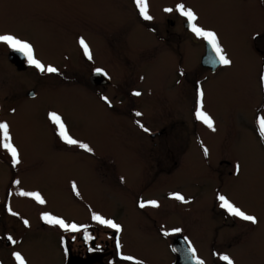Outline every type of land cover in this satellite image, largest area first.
Wrapping results in <instances>:
<instances>
[{"label": "rangeland", "instance_id": "1", "mask_svg": "<svg viewBox=\"0 0 264 264\" xmlns=\"http://www.w3.org/2000/svg\"><path fill=\"white\" fill-rule=\"evenodd\" d=\"M147 3L155 21L163 17L165 9L181 3L192 9L198 26L217 34L232 64L220 65L214 72L202 69L204 40L199 37L196 41L195 36L189 34L181 62L189 72V84L187 94L181 93L173 79V73L179 68L177 56L160 52L151 57L129 58L122 56L116 44L110 43V40L125 42L133 33L136 39L146 41L134 45L133 49L148 48L154 42L151 34L143 29L133 32L135 27L124 19L134 18L127 0H0V32L29 40L46 61L60 67L76 65V84L62 81L55 90L40 89L37 99L26 100L24 104L41 103L54 107L67 129L74 132L72 138L91 149L85 151L75 144L67 165L59 162L53 169V181L47 182L45 178L17 181L8 185L7 194L5 182L0 180V197H10L13 211H22L29 217L32 209L50 210L56 216L64 214L84 222L90 214L101 213L109 219L114 218L126 230L130 228L132 233V228L141 220L135 204L137 200L139 203L154 200L158 207H164L174 200L171 194L179 193L190 200L187 209L198 208L204 220L211 223L213 199L223 195L257 218L258 223L252 225L243 245L249 249L245 264H264V141L257 126V119L264 117V85L260 79L264 61L257 56L250 38L263 27L262 12L236 0H147ZM89 26L93 33L98 32V37L104 38L102 35L106 32V39L113 45L109 47L110 53H107L108 49L103 53L101 41L96 40L94 44L93 36L87 34ZM79 29L82 35H79ZM80 38L88 45L89 52L91 41L93 46L97 45L96 52L90 53L91 62L109 68L114 80H125L124 97L135 102L134 114L141 113L135 117L151 128H160L166 117L172 119L173 124L177 123L172 128L174 136L188 130L189 146L185 153L174 152L172 158V154L164 155L163 149L154 150L152 155L143 153L150 152L152 140L147 137L148 141H145L131 118L118 116L88 87V58L79 44ZM158 43L163 42L158 40ZM0 66L5 73L12 68L6 57H0ZM130 67L137 73L134 79V74L131 78L126 74ZM30 76L13 73L10 86L15 91L16 82L22 83L27 78L30 83ZM198 91L204 93L203 111L212 118L214 131L196 119ZM107 92L117 94V88L109 87ZM135 92L140 95H133ZM111 94L109 102L114 103ZM0 97L8 98V75L4 73H0ZM36 115L41 118L46 112ZM181 118H185L183 125ZM12 120V131L38 130L33 108L23 118L13 115ZM175 130L178 131L175 133ZM219 159L228 160L230 165H217ZM237 165L240 166L238 172ZM231 166L234 171L228 174ZM216 174H220V178ZM12 175L16 179L23 177L19 170ZM68 183L75 184V191ZM20 192L39 193L45 203L21 196ZM174 202L177 209L182 208L180 200ZM127 248L131 253L148 251L139 245H127ZM221 250L234 256L227 247ZM28 256L47 259L55 253L45 239L43 243L29 245ZM237 263L243 264L238 258Z\"/></svg>", "mask_w": 264, "mask_h": 264}, {"label": "flooded vegetation", "instance_id": "2", "mask_svg": "<svg viewBox=\"0 0 264 264\" xmlns=\"http://www.w3.org/2000/svg\"><path fill=\"white\" fill-rule=\"evenodd\" d=\"M133 10L134 18H124L129 20L128 24L135 30L143 29L154 39L148 48H135L132 47L136 44H145L146 41L138 40L131 35L127 41H115L110 40V43L116 44V48L121 49L122 56L129 58H135L139 55H152L160 52H167L174 54L178 57L179 68L173 73L174 85L179 91L187 94V84H189V72L184 69L181 65L182 53L184 52V46L188 41V36L191 34L195 36V40L198 41L197 37L193 32L190 31L188 23L185 17L181 16L176 7L172 8L173 11L164 13L163 17L145 20L143 19L133 0H127ZM237 2L247 5L255 6L257 10L262 12L264 19V0H236ZM187 8V7H186ZM148 14L150 15L149 11ZM121 19V22L124 21ZM133 22H132V21ZM197 23V22H196ZM122 25V23H121ZM108 26V25H107ZM80 30V29H79ZM107 31V30H106ZM91 32V33H90ZM10 34L8 32H0V35ZM88 36H93L94 44L96 40L101 41L103 44V53L108 49L107 53L111 50L109 47H113L106 39V32L102 35L104 38L98 37V32L91 30L89 26ZM259 34V35H257ZM11 35V34H10ZM79 35H82L80 30ZM253 47L257 56L262 57L264 61V24L261 30L254 32L252 37ZM90 39H88L89 41ZM158 40L163 42L158 43ZM25 41L32 45L33 54L45 66H52L57 69V72H41L34 66L29 65L27 59L23 54L14 51L8 47L7 44L0 42V57H6L8 63L12 67L10 72H4L0 66V73L8 75V98L0 97V122H6L9 125V133L12 138V143L18 150L19 163L13 166L11 156L4 148L0 147V180L4 181V189L7 194L9 193L8 185H13L17 181L26 182L33 179L42 180L46 179L47 182L54 180L53 169L59 164L65 166L66 162L72 158L75 151V144H67L58 135L56 125L49 119V113H56L61 117L62 122L68 134L72 137V131H70L62 119L60 112L56 109L51 108L49 104H24L26 100H35L39 97L40 89L55 90L61 86L62 81L66 83L76 84V65L72 63L66 67H60L57 63L52 61H46L38 55L34 45L27 39ZM87 41L88 44H90ZM91 41V45L94 44ZM260 44V47L258 46ZM204 44V53L206 49V42ZM258 44V45H257ZM153 45V46H152ZM91 46V51L96 52V46ZM114 51V50H113ZM120 53V52H119ZM203 53V54H204ZM81 57V56H80ZM87 66L89 71L87 73L89 86L100 101L107 104L113 112L118 116H127L131 118L133 126L143 136L145 141L147 137L152 140L153 147L149 148L150 152L144 151L145 154H153L154 150H164V155L172 154L177 152L183 154L188 149V130H183L182 133L173 134L172 128L177 124H173V120H164V124L160 128H151L148 124L139 118L135 117L133 111L136 108L135 102L131 101V98L124 97L122 91L125 85L124 81L114 80L115 76L113 72L107 67H103L98 63L91 62L88 56ZM89 60V61H88ZM220 66V65H219ZM218 66V67H219ZM216 67L215 70L218 68ZM100 69L102 72L101 77L103 78L102 83H94L92 76L96 73V70ZM131 69V67H130ZM202 69L211 70L210 67L202 65ZM138 71V70H137ZM28 73L31 82H28V77L22 82L17 83V89L14 91L10 86L11 77L13 73ZM134 70H129L128 75L131 78V74H134L133 79L137 76ZM192 75L194 72H191ZM123 75V74H122ZM107 78V79H106ZM194 80V76L192 78ZM193 83V82H192ZM31 84V86H29ZM7 85V84H6ZM88 85V84H87ZM116 87V93H108L107 88ZM101 91V92H100ZM110 91V89H109ZM118 93L120 96L117 97ZM114 103H106L102 97H107ZM20 107V108H19ZM19 108V109H18ZM34 109L35 120L34 124L38 127V130L28 131H12L11 125L13 124V115L23 116L31 109ZM170 109V108H169ZM127 110V111H126ZM170 111H174L170 109ZM37 112H46L45 116L41 118L37 117ZM187 112V111H186ZM159 118H161L159 116ZM187 118V114L185 115ZM185 118H181V125L185 124ZM143 124L144 127L149 129L145 132L138 124ZM178 121V120H176ZM178 130H175V133ZM157 139L158 141H154ZM174 139V140H173ZM22 140L23 142H19ZM159 143V147H156ZM144 149V147H137ZM142 153V152H140ZM169 157V158H170ZM158 158V156H157ZM168 158V159H169ZM161 163V161H159ZM229 164L228 160H221L217 162V165ZM159 164V163H158ZM177 164V161H174ZM230 165V164H229ZM213 169V167H212ZM19 170L23 177L16 179L12 174ZM234 171L231 166V170L227 173L231 174ZM217 175V174H216ZM220 174L217 177L220 178ZM8 181V183H7ZM71 183H68V187L71 188ZM1 188V185H0ZM186 202H182V208H176V202L174 200L168 201L169 205L164 207H151L146 206L145 208L139 207V200H137L136 207L139 208L141 213V220L137 225L134 226L133 232L131 233L130 228L126 230L119 224L114 218H110L113 222L121 226V231L117 233L114 229L107 227L94 220L93 214L86 219L84 222H80L73 217H67L66 215H57L53 211H39L32 209L30 211L31 217L22 211H13L11 208L10 197H0V264H17L13 253H20L25 260V264H175L176 260L181 252L182 264H196V260L199 259L204 264H223L226 263L219 259L220 255H227L233 261L237 263V258L241 260L243 264L249 258L247 255L249 249L243 247L244 242L248 233L252 228V223L241 220L238 217H233L228 212L220 207V203L217 197H214L212 203V209L210 211L211 223H207L204 220L202 212L198 209H187L188 197H184ZM228 199V198H227ZM230 201V199H228ZM231 202V201H230ZM238 207V206H237ZM240 208V207H239ZM11 209V211H9ZM136 212V211H134ZM12 213H15L13 215ZM44 214H49L56 218L62 219L66 224H75L81 230L79 232L65 231L59 225L49 224L42 219ZM105 219H109L103 214H98ZM176 216V217H173ZM33 218V219H32ZM18 219H21L18 221ZM28 221L25 225L24 221ZM207 225V227H206ZM179 229L180 231H175ZM94 237L93 241L85 242L84 232ZM11 236L14 243L9 241L7 237ZM119 238L121 247L118 250L116 247V240ZM47 240L54 249L55 256L51 258L34 257L30 258L29 245L43 243ZM96 245L100 246L98 251H89L90 248H95ZM127 245H139L146 248L148 251L133 252L131 253ZM191 245L195 249L196 255L192 256V253L188 251V246ZM21 246V247H20ZM228 248L233 251L234 256L228 254L221 248ZM56 249V250H55ZM122 256H132L133 261L123 260Z\"/></svg>", "mask_w": 264, "mask_h": 264}, {"label": "snow or ice", "instance_id": "3", "mask_svg": "<svg viewBox=\"0 0 264 264\" xmlns=\"http://www.w3.org/2000/svg\"><path fill=\"white\" fill-rule=\"evenodd\" d=\"M133 2L135 4L140 16L143 19H145V20H151L152 19V17L148 14L147 0H133ZM165 11L171 12L173 10L172 9H165ZM176 11H178L181 16L186 18L190 31L193 32L197 37L202 38L207 43V45L210 47L211 51L214 53V63L219 64V65H223V66H229L232 64L231 59L227 56L225 50L221 46V44L218 40L217 34L214 31L206 30V29L198 26V24L196 23L197 16L192 9L186 8L185 5L181 3V4L177 5ZM257 35H259V34H257ZM0 42L7 44L10 49L23 54V56L27 59L28 64L34 66L39 71L49 72V73L57 72V69L55 67L45 66L38 59L35 58V56L33 54V47L31 44H29L25 41H22L19 38H16L10 34L0 35ZM79 44H80L81 48L83 49L85 55L88 56L89 59H91V55L89 52L88 45L83 40V38L79 39ZM96 71L99 73L101 70L97 69ZM260 79H261L262 85H264V73L261 74ZM133 95L138 96V95H140V93L135 92V93H133ZM203 96H204V93L202 91H198V100H197V106H196V110H195V116H196L197 120L202 121L205 125H207L208 128H210L214 131L215 130L214 129V122H213L212 118L205 111H203ZM102 99L106 103L110 104L107 97H102ZM135 115L140 116L141 113L137 112ZM49 119L56 125L57 130H58V135L67 144H79V147H81L85 151H91V149L89 148V146L87 144L78 142L77 140L73 139L68 134V132L65 128V125L62 122L61 117L58 114L49 113ZM137 124L145 132L149 131V129L144 127L143 124H140L139 121H137ZM257 126H258V131H259L261 140L264 141V117L257 119ZM0 147L7 150V152L10 154L13 166H15L16 164H18L20 162L19 158H18V150L16 149V147L12 143V138H11L10 133H9V125L6 122H0ZM204 153L206 156L208 155V150L206 148L204 149ZM236 170H237V172L240 170L239 165L236 166ZM72 187H73V190L75 191V188H76L75 184H73ZM19 195L30 196L40 204L45 203V201L41 198L39 193L20 192ZM171 195H172V198H174L176 200L186 202L185 198L179 193H174ZM217 199L220 203V207L222 209L226 210L229 215H231L233 217H238L241 220L248 221L252 224L258 223V220L255 216L247 214L242 209H240L239 207L234 205L232 202H230L225 196L218 195ZM146 206L158 207V204L154 200L153 201H147V202L141 201L139 203L140 208H144ZM9 211H11V209H9ZM12 214L15 215V213H12ZM92 218L94 220H96L97 222L104 224L109 228L114 229L117 233H119L121 231V226L119 224L113 222L110 219H105L102 216L97 215V214H94ZM42 219L49 224L59 225L65 231L79 232L81 230L75 224H71V225L66 224L62 219L56 218V217L51 216L49 214H44L42 216ZM24 223H25V225H27L28 221L25 220ZM175 231L178 232L180 230L176 229ZM7 239L13 243L15 242V241H13V238L11 236L7 237ZM84 240L87 243L89 241H93L94 237L91 236L90 234H88L87 231H85L84 232ZM116 247L118 250L121 247L119 238H117V240H116ZM98 250H100L99 245H96V247L94 249L93 248L89 249V251H98ZM188 251L192 253L193 257H195L196 252H195V249L191 247V245L188 246ZM13 256H14L15 260L17 261V264H25V260L21 256L20 253H13ZM121 258L123 260H126V261H133L134 260V258L132 256H122ZM219 259L221 261L226 262V264H234V261L227 255H220ZM136 264H141V262L137 261ZM196 264H204V262L197 259Z\"/></svg>", "mask_w": 264, "mask_h": 264}, {"label": "water", "instance_id": "4", "mask_svg": "<svg viewBox=\"0 0 264 264\" xmlns=\"http://www.w3.org/2000/svg\"><path fill=\"white\" fill-rule=\"evenodd\" d=\"M200 62H201V65H203L205 67H210L211 70H215V68L219 66V64L214 63V53L211 51V49L207 45V43H206L205 53L202 55ZM102 72L103 71H100L98 73L96 71V73L92 76V81L94 83H97V82L98 83H102V82H104L103 78H102L103 77ZM101 75H102V77H101ZM181 261H182V255H181V252H180L175 264H182ZM223 264H226V263H223Z\"/></svg>", "mask_w": 264, "mask_h": 264}]
</instances>
